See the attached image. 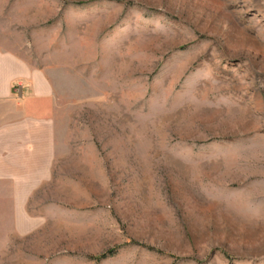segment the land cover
<instances>
[{"label": "rangeland", "instance_id": "1", "mask_svg": "<svg viewBox=\"0 0 264 264\" xmlns=\"http://www.w3.org/2000/svg\"><path fill=\"white\" fill-rule=\"evenodd\" d=\"M0 49L53 102L0 264H264V0H0Z\"/></svg>", "mask_w": 264, "mask_h": 264}, {"label": "crops", "instance_id": "2", "mask_svg": "<svg viewBox=\"0 0 264 264\" xmlns=\"http://www.w3.org/2000/svg\"><path fill=\"white\" fill-rule=\"evenodd\" d=\"M19 80H27L29 88H16ZM50 94L39 70L0 49V183L7 185L3 188L14 189L16 174L30 173L21 167L31 168V138L49 125Z\"/></svg>", "mask_w": 264, "mask_h": 264}, {"label": "built area", "instance_id": "3", "mask_svg": "<svg viewBox=\"0 0 264 264\" xmlns=\"http://www.w3.org/2000/svg\"><path fill=\"white\" fill-rule=\"evenodd\" d=\"M15 87H16V88H17V87L21 88V87H22V83L16 84Z\"/></svg>", "mask_w": 264, "mask_h": 264}, {"label": "trees", "instance_id": "4", "mask_svg": "<svg viewBox=\"0 0 264 264\" xmlns=\"http://www.w3.org/2000/svg\"><path fill=\"white\" fill-rule=\"evenodd\" d=\"M102 257H105V256H102ZM97 259H102L101 257L97 258Z\"/></svg>", "mask_w": 264, "mask_h": 264}]
</instances>
